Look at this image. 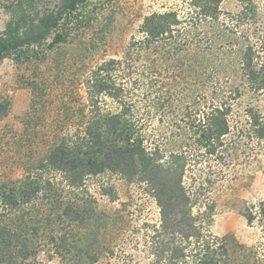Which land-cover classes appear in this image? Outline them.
Segmentation results:
<instances>
[{
  "label": "trees",
  "instance_id": "16d2710c",
  "mask_svg": "<svg viewBox=\"0 0 264 264\" xmlns=\"http://www.w3.org/2000/svg\"><path fill=\"white\" fill-rule=\"evenodd\" d=\"M85 1L0 0V60L30 61L36 47L65 42ZM178 1L183 10L146 16L122 56L90 72L87 110L74 132L55 137L20 178L0 184V264L69 253L95 217L86 182L105 172L149 188L160 216L150 242L157 264H259L234 237L210 233L207 195L208 171L229 165L237 143L229 139L235 112L245 143L264 141V115L253 106L264 95V24L258 32L252 0H236L229 23L223 0ZM154 118L164 128L159 140L145 132ZM240 214L258 227L264 247V202Z\"/></svg>",
  "mask_w": 264,
  "mask_h": 264
},
{
  "label": "rangeland",
  "instance_id": "374dc122",
  "mask_svg": "<svg viewBox=\"0 0 264 264\" xmlns=\"http://www.w3.org/2000/svg\"><path fill=\"white\" fill-rule=\"evenodd\" d=\"M252 2L261 18L262 24L255 25L259 32L264 0ZM239 7L236 0H223V19L229 23ZM170 9L183 10L184 4L178 0H86L78 17L82 22L69 27L65 42L50 50L45 45L36 47V57L30 61L0 60V184L20 178L44 157L55 137L74 132L87 110L85 80L90 72L108 59L120 58L131 40L139 38L146 16ZM5 21L0 12V31ZM253 106L264 115V95ZM230 123L229 139L237 143L226 154L229 165L219 169L215 164V170L208 171L213 174L207 201L214 207L208 230L217 238L234 237L255 252L261 264L264 247L259 229L248 225L240 211L264 202V141L245 143L241 114L235 112ZM161 126L154 118L145 132L148 136L158 132L159 140L164 132ZM86 186L96 201L89 228L78 232L69 253L49 258L41 252L26 264H157L150 242L160 216L149 188L110 172L91 177ZM109 191L111 195H105Z\"/></svg>",
  "mask_w": 264,
  "mask_h": 264
}]
</instances>
